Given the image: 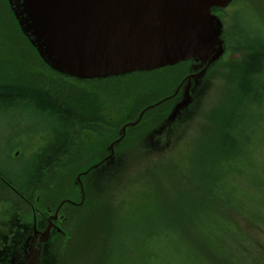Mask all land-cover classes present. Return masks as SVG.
I'll return each instance as SVG.
<instances>
[{
	"label": "rangeland",
	"instance_id": "374dc122",
	"mask_svg": "<svg viewBox=\"0 0 264 264\" xmlns=\"http://www.w3.org/2000/svg\"><path fill=\"white\" fill-rule=\"evenodd\" d=\"M15 2L0 0L1 77L53 91L61 88L91 100L98 121L84 125L77 134L72 133L69 153L53 172L43 177L46 182L54 181L51 188L16 195L0 179V264L19 229L26 226L32 232L37 221L43 222L41 228H46L48 223L42 220L48 217L50 209L55 211L59 202L77 197L75 176L97 161L104 147L106 151L118 131L114 125L131 123L132 108L138 104L141 111L168 98L178 81L174 70L137 74L107 83L87 84L63 78L50 71L36 55L13 13ZM214 15L224 24L226 53L201 82L194 104L178 115L173 124L169 123L171 126L164 121L170 105L163 104L152 109L137 128L128 132L115 160L84 181L88 217H84L85 212H75L81 220L73 221L72 213L63 211L64 217L59 229L53 230L55 236L48 251L45 254L41 250L43 263L99 264L110 243L112 247L104 264H176L182 251L193 255L199 264L209 263L198 237L213 239V211L225 209L226 198L221 192L210 193L214 183L208 181L206 185L197 177L200 159L207 153L210 155L205 125L224 97L227 77L249 56L236 30L244 39L250 42L256 39L264 47V0H236ZM260 84L258 97L264 100V82ZM244 118L246 131L237 134L241 144H248L254 153L253 169L251 166L244 169L263 183L264 104L257 111L248 109ZM63 134L58 116L41 110L40 105L22 100L13 104L0 99V172L23 185L34 177L45 149L61 143ZM218 163L221 162L216 160L215 167ZM198 185L206 194L197 189ZM257 220L261 229L252 228L245 221L238 223L244 232L236 236L237 241L223 236L228 247L236 241L237 247L244 250L240 258L247 264H264V203ZM75 225L77 229L88 225L90 233L85 242L79 241ZM218 225L220 235L230 226L225 221ZM25 244L29 245L28 240ZM155 252L157 258L153 257Z\"/></svg>",
	"mask_w": 264,
	"mask_h": 264
},
{
	"label": "water",
	"instance_id": "95a60500",
	"mask_svg": "<svg viewBox=\"0 0 264 264\" xmlns=\"http://www.w3.org/2000/svg\"><path fill=\"white\" fill-rule=\"evenodd\" d=\"M234 1L16 0L12 9L22 32L46 67L62 77L90 82L149 74L189 61L199 63L203 70L199 77H205L208 69L226 53L224 24L213 10L227 9ZM191 79L186 83L188 90ZM174 95L145 108L136 121L119 131V138L108 146L105 156L82 170L76 178L80 203L61 202L43 232L37 225L33 228L36 237L43 239L32 264L43 263L41 250L52 235L61 208H79L85 203L82 179L111 164L127 130L139 126L147 113L172 100ZM191 100L185 96L174 108L168 118L170 124L191 105ZM27 249L24 243V256Z\"/></svg>",
	"mask_w": 264,
	"mask_h": 264
},
{
	"label": "trees",
	"instance_id": "16d2710c",
	"mask_svg": "<svg viewBox=\"0 0 264 264\" xmlns=\"http://www.w3.org/2000/svg\"><path fill=\"white\" fill-rule=\"evenodd\" d=\"M218 10L220 9H214L213 12L217 13ZM236 31L240 36V39H243L242 46H246V48L249 50V56L246 57L247 59H245L243 64L239 68L233 70L226 79L224 90L222 92L224 97L221 103L217 106V109L214 110L210 115L208 124L205 125L204 137H206L209 141L208 143H210L208 146L210 155L207 153L206 157L203 156L200 159V163L197 165V167L201 168V170L200 172H196L198 173L197 177L204 180L202 183L206 185L209 184L208 181L214 183L209 189L210 193L221 192L223 193L222 196H225L226 198V208L222 211L220 209H214L213 211L214 216L212 223L213 226H215V235L213 239L209 241L207 238L202 237V235H199L198 237L202 253L208 260L206 258L204 259L209 262L204 264H247L245 260L240 258L242 251L244 250L242 248H238L236 245V236L239 235V233L244 232L238 223L245 221L252 228L257 229V227H259V224L256 222L258 221L257 213L260 210L261 204L264 203V188H262L264 186V182H257V180L250 177L252 172L249 173L244 169L248 168L249 166H253L254 153H252V149L248 144H241L238 136L239 133L237 134V131L240 133L246 131L245 129L247 125L244 118L246 111L250 108H253L255 111H257L258 108L262 107V103L264 104V100H261L258 97L262 88L260 81L264 82L262 79V75H264V47L259 45L258 40L255 39L254 41L250 42L244 39L238 30ZM137 74L129 76H136ZM125 77L113 79L118 80ZM113 79L90 82L75 79L73 80L90 84L95 82L107 83ZM56 89L58 90L53 91L50 89L48 90L45 87L33 85L32 83L26 84L19 81L15 82L13 80H4V78L0 75V99H3L7 102L9 101L13 104L22 100L30 103L32 101L33 103L40 105L41 110L44 109L50 114L58 116L64 133L62 136L63 141L61 143L45 149L42 158L38 160V164L36 165L34 177L25 181L23 185L16 183L12 179L10 180L7 175L4 176L0 172L1 176H3L20 195H23L28 191H32L34 193L42 192L47 190L49 186L51 188V186L54 184V181L52 180L50 182H46L43 177L48 172H53L54 169L60 164L61 159L69 153V148L72 141L71 135L77 134L80 128L84 125L94 122L96 123L98 121L97 114L93 109V101H89L88 99L85 100L83 97H79V95L76 94H71L68 90L63 91L61 88ZM250 98H258V100L250 102ZM139 107L140 105L138 104L136 107L132 108V113L134 114L132 116L131 122L136 121L139 117V114L145 109L143 107V109L139 111ZM114 126L116 129H118V131H116L117 133L115 134V138H111V143L119 138L118 133L125 125L122 126V124L116 123ZM133 129H128L127 134ZM125 141L126 138L119 146H117V150ZM105 148L106 147H104V151ZM216 160L221 162L218 163V167H215ZM236 161H239L240 164L236 165ZM220 164H222V166H220ZM209 165L211 166L208 167ZM82 170L80 173H82ZM101 170H99L97 173L102 172ZM79 174H77L75 177H77ZM89 177L91 176H88L87 178ZM197 189L202 191V194H206L207 192L199 185ZM33 198L35 199V197ZM86 201L82 207H65L64 211L66 213L68 211L72 213L70 218L73 221L81 220V217L75 214V212H85L86 214H84V217L87 218L88 213L85 205ZM216 215H219V218H217ZM235 216H238L240 219H234ZM122 220L123 219H121V221ZM222 221L227 222L230 226L225 229L226 231L228 230L225 234L220 235L219 231L216 229L219 227V225H216ZM76 226L77 225H75L74 228H76ZM76 229L75 232L79 237V241L81 243L85 242L87 239L86 237L90 233L88 225H85L84 228L78 227L77 231ZM258 229L261 228L259 227ZM227 235L236 239L234 244H230V247H228V243L226 244L223 238V236ZM108 238L110 242L111 237ZM109 242L107 244H109ZM157 242L158 241H156L153 246H155ZM111 247L112 246L110 243L106 250V256L103 254L99 264H104L105 259H108ZM153 254V257L157 258V253L155 252ZM176 264L199 263L194 259L193 255L183 253L182 251L180 259Z\"/></svg>",
	"mask_w": 264,
	"mask_h": 264
},
{
	"label": "flooded vegetation",
	"instance_id": "af4514ba",
	"mask_svg": "<svg viewBox=\"0 0 264 264\" xmlns=\"http://www.w3.org/2000/svg\"><path fill=\"white\" fill-rule=\"evenodd\" d=\"M224 10H226V9H224ZM173 70L176 71V73L178 74V81H177V84H176L177 86L166 97L170 98L171 96H173V94H176V95H174V98L172 100L164 103V104H169L170 105L169 108H168L169 110L165 113V117L166 118H164V121H166V123H168V124H169V122L167 120L168 119V115H170V112H172L174 110V108L178 104H180L181 102H183L185 100V96H188L190 99H192L191 100L192 103L182 113H186V111L191 108V106L195 102V98H196L195 94L197 93L198 87L201 85V82H203L204 79L207 77V75H208L209 71L211 70V68L208 69L207 74L205 75V77H199L203 73L202 72L203 70L201 69L200 64L197 63V62L195 63L193 61H189V62H184V63L176 65V66L163 68V69H160L158 71H154V72H150V73L160 74L163 71L172 72ZM190 77L192 78L191 79V84L192 85H191L190 89L188 90L186 83L188 82V79ZM168 126H171V125L169 124ZM116 151H117V148H116ZM105 152H107V149H106ZM98 154L102 158L103 156H105L106 153L103 154V151H101ZM0 179L3 181V183L5 184V187L8 190H10L12 193L18 195L17 190L14 187H12V185H10V183L3 176L0 175ZM85 179L86 178L82 179L83 184H84ZM84 189H85V194H86L85 184H84ZM79 194H80V191L78 189V194L75 193V196H77V197H75L74 199H70V200H63L61 202L72 201V202L78 204V203H80V200H81ZM61 202H59V204ZM59 204H58V206H59ZM58 206H57V208H58ZM57 208H56L55 211H53V209L48 208V209H50L52 211H50V214L48 215V217L45 218L42 221H45L46 223L49 224L48 220H49V218L55 216L56 212L58 211ZM64 208H65L64 206L61 208L60 213L58 215V219L54 222V227L52 229V235H51L48 243L46 245L43 244V250H44L45 254H46V252L48 251V249L50 247V243L54 239L55 234L53 233V230L56 227L59 229V225L61 223V220L64 217L63 216V211L65 210ZM42 223L43 222H41V221L40 222L39 221L36 222L37 229L40 232H43L42 230L44 228V227L41 228V226H42L41 224ZM36 225H34V226H36ZM44 230H45V228H44ZM24 239H25V241L28 240V242H29V245H26V247H28L29 249H27L25 251L26 252L25 256L23 255L24 254L23 247H24V243H25ZM42 239H43V236H37L36 237L34 232L33 231L30 232V229L26 228V226L24 228L19 229L18 232L16 233L15 239L13 240L12 244L9 246V248L6 250L5 254L3 255L2 260H1V264H32V262L35 260V258H34L35 257V252L37 251V247L39 246V244H40ZM44 247H45V249H44ZM43 260H44V257H43ZM35 264H45V263H42L41 261H38V263H35Z\"/></svg>",
	"mask_w": 264,
	"mask_h": 264
}]
</instances>
